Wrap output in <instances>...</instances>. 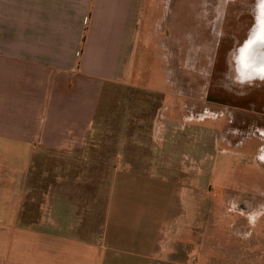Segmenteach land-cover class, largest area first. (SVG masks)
<instances>
[{
  "label": "crops",
  "instance_id": "1",
  "mask_svg": "<svg viewBox=\"0 0 264 264\" xmlns=\"http://www.w3.org/2000/svg\"><path fill=\"white\" fill-rule=\"evenodd\" d=\"M152 1L0 0V264H160L158 241L175 194L188 200L187 194L180 197L185 177L177 174L181 158L163 169L157 164L166 159L152 162L149 151L146 167L135 158L117 169L102 217L81 218L75 195L59 192L47 196L49 217L42 216L36 225H18L28 201L33 155L81 150L93 136L100 106L115 88L132 95L148 91L146 104L158 112L159 148L174 155L175 162L177 152L180 157L192 152L185 139L192 131L197 137L199 123L224 118H212V108L204 110L207 101L219 103V88L214 87L221 55L243 83L264 82L251 73L264 67L263 53L252 54L256 62L250 73L241 62L245 45L254 37L261 41L260 19L236 55L217 52L211 57L219 4L212 12L206 5L188 3L196 16L188 15L180 36L178 22H165L169 3L159 15L161 8ZM190 24L195 26L188 28ZM151 48L153 67L148 63ZM154 68L163 74L162 85L148 79ZM258 137L264 139V130ZM171 138L176 145L169 144ZM196 147L202 153L206 145ZM259 156L264 161V149ZM159 171L165 173L161 181ZM252 244L242 243L243 249L216 243L206 258L210 264H230L237 251L252 249ZM189 260L186 255L181 264ZM203 260L202 255L195 262Z\"/></svg>",
  "mask_w": 264,
  "mask_h": 264
},
{
  "label": "rangeland",
  "instance_id": "2",
  "mask_svg": "<svg viewBox=\"0 0 264 264\" xmlns=\"http://www.w3.org/2000/svg\"><path fill=\"white\" fill-rule=\"evenodd\" d=\"M152 2L154 6H160L159 15L164 13V4L169 3L170 10L165 14V22H178L180 36L185 34L183 29L188 26V15L192 13L196 16L188 3L206 5L212 12L215 4H219L215 17L217 21H214L217 27L213 40H210V48L213 49L211 57L217 52L228 55L234 51L236 55V50L256 27L261 9L258 0ZM227 19L233 20L232 25H226ZM153 50L150 49L148 58L152 67L156 63L153 61ZM220 57V74L215 75L217 80L214 87L219 88L216 94L219 98H215L219 103L207 101L204 110L212 108V118H224L198 124L200 132L197 137L192 131L185 139L187 145L192 146V152L181 157L177 152L174 162V155L166 154L164 149L159 148L162 138L157 134L159 127H155V114L158 112L146 104L148 95L145 93L148 91L142 90L138 95H132L131 92L115 88L100 106L93 136L83 148H79L81 150L33 155L27 172L28 201L22 212V222L18 225H36L37 221H42V216L45 219L49 217L46 212L50 211L52 204L47 196L59 192L75 195L76 211L81 218L86 220L93 218V215L102 217L109 195L110 178L117 169L126 167V163L131 164L135 158L144 167L149 158L152 162L166 159L163 164L157 165L171 169L181 158L177 174L182 173L185 177L180 179V197L184 198L187 194L188 200L180 201L178 194H175L173 209L168 211L170 218L164 223L158 241L159 263L181 264L182 258L187 255L193 259L189 260V264H196V258L203 255V264H210L206 256L212 252L210 247L213 244L233 247L251 241L252 249H245L244 252L245 246L241 245L243 249L229 260L230 264H264V215L254 223H250L248 218L251 214L264 213V207H261L264 206V161L259 156L264 149V139L258 137V132L264 130V82L250 79V83H256H241V76L232 71L229 59H224L222 55ZM225 62H229L227 66H224ZM156 68L148 79L151 85L154 83L152 80L156 79L162 85L163 74H156ZM150 105H153L151 101ZM152 128H155L154 137ZM173 143L177 144L176 138H171L169 144ZM196 145L206 147L201 153ZM149 151L151 156L148 158ZM156 174L157 181H161L165 173L159 171ZM177 174L173 171L172 177L177 179ZM257 193L262 194H259L260 199H256ZM246 233L250 235L245 237ZM216 257L222 259L220 255Z\"/></svg>",
  "mask_w": 264,
  "mask_h": 264
},
{
  "label": "bare ground",
  "instance_id": "3",
  "mask_svg": "<svg viewBox=\"0 0 264 264\" xmlns=\"http://www.w3.org/2000/svg\"><path fill=\"white\" fill-rule=\"evenodd\" d=\"M261 6V5H260ZM264 6H261V8ZM260 27H259V33H261V29L262 27H264V22H261V18L264 17V12L261 11L260 9ZM262 26V27H261ZM230 39V38H229ZM233 43V42H232ZM231 43V44H232ZM260 51V53L264 54V40H257L256 37H254L250 42H248L245 47L241 50V62H242V66H244L243 68L246 70V72H249V70L252 69V65L255 64V60H254V55L252 56V54L256 53ZM264 56V55H263ZM239 59V58H238ZM240 63V62H239ZM241 66V65H240ZM252 66V67H251ZM251 67V68H250ZM233 69V68H232ZM241 69V68H240ZM242 71V70H240ZM245 72V73H246ZM255 73L254 70H251V73ZM232 73V72H231ZM245 75V74H244ZM247 78V77H246ZM253 79V78H252ZM257 78H255L256 80ZM238 81V80H237ZM259 81V80H258ZM250 82V81H249ZM247 83V81H246ZM244 83V84H246ZM253 83V82H252ZM250 84V83H249ZM239 86V85H238Z\"/></svg>",
  "mask_w": 264,
  "mask_h": 264
},
{
  "label": "clouds",
  "instance_id": "4",
  "mask_svg": "<svg viewBox=\"0 0 264 264\" xmlns=\"http://www.w3.org/2000/svg\"><path fill=\"white\" fill-rule=\"evenodd\" d=\"M258 4L261 6H264V0H258ZM261 11L264 12V7L261 8ZM255 22V20H254ZM260 39L264 40V27H262L261 29V33H260ZM241 75L243 76L244 73L241 72ZM255 76L258 77L260 80H264V67H260L258 69L255 70ZM241 83H243L244 81H240ZM264 207V206H261ZM261 215H264V213H255V214H251L249 215V222L250 223H254ZM245 237H247L248 235H250V233H246L244 234Z\"/></svg>",
  "mask_w": 264,
  "mask_h": 264
}]
</instances>
